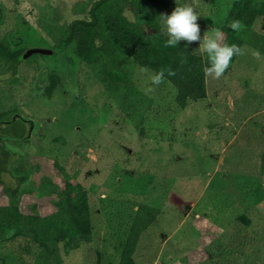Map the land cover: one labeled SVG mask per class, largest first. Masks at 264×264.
Instances as JSON below:
<instances>
[{
    "label": "rangeland",
    "instance_id": "obj_1",
    "mask_svg": "<svg viewBox=\"0 0 264 264\" xmlns=\"http://www.w3.org/2000/svg\"><path fill=\"white\" fill-rule=\"evenodd\" d=\"M77 1L0 0V42L12 50L55 51L40 24L70 20ZM168 1L166 7L152 1L143 5L169 14L176 6L192 5L201 35L220 30L234 2ZM124 16L135 20L130 8ZM161 28L165 31L162 23ZM253 29L264 36V19ZM180 43L205 54L198 44ZM106 44L95 41L93 65L68 50L57 51L20 63L14 80L0 82V128L19 118L27 131L23 140H0V149L10 150L6 169L27 158L33 169L20 180L9 171L2 174L0 205L9 203L3 190L9 187L21 213L36 203L50 215L52 208L45 205L50 199L23 191H36L38 178L49 175L46 166L55 161L82 187L75 197L89 207L92 246L101 264L119 263L118 240L127 234L139 204L158 214L137 243L136 264H264V53L244 46L227 75H206V99L189 101L180 110L168 84L153 85L152 73L129 60L119 59L114 71L125 73L127 82L108 81ZM52 73L61 83L48 99L42 91ZM0 157L7 156L1 152ZM239 216L247 217L248 227ZM76 231L73 225L71 233ZM82 257L81 249L66 250L57 242L47 251L28 249L27 255L19 254L16 242H0L3 264H91Z\"/></svg>",
    "mask_w": 264,
    "mask_h": 264
},
{
    "label": "trees",
    "instance_id": "obj_2",
    "mask_svg": "<svg viewBox=\"0 0 264 264\" xmlns=\"http://www.w3.org/2000/svg\"><path fill=\"white\" fill-rule=\"evenodd\" d=\"M143 1H152L166 7L168 0H141L138 4L135 0H79L73 7V16L70 20L59 24L54 21L46 24L43 20L41 29L46 37L53 42L55 51L68 50L75 59L85 65H93L98 61L95 56V41H106L105 54L108 61L104 62L103 75L110 82L126 83L127 76L119 70L114 71L123 58L133 62L138 68H147L152 74L160 69L165 70L164 83L174 91L173 102L176 108L183 110L189 101L206 99L204 68L208 66V56L179 43L175 48L164 46L168 39L167 33L161 28L159 15L162 11L144 8ZM130 8L135 20L129 22L124 16V10ZM141 9V10H140ZM259 19H264V2L257 3L253 0H234L226 14L220 31L224 33V42L253 48L264 53V36L258 35L253 25ZM239 20L241 29L234 31L228 27L230 21ZM13 43V41H11ZM263 42V43H262ZM24 50L13 49L0 42V71L5 73L12 67L14 60ZM57 52V53H58ZM183 52L187 56V63H180L179 54ZM34 54L22 62H36ZM36 56V57H35ZM44 56V55H42ZM238 55L232 58L230 66L234 64ZM21 62V63H22ZM6 65V69L1 67ZM222 76L227 75L230 70ZM168 70L175 72V76H169ZM3 74V73H1ZM16 75V74H15ZM14 80L10 78L5 84ZM60 78L53 73L49 75L47 83L42 91V96L50 98L60 86ZM4 82V81H3ZM190 98V99H189ZM4 115V114H3ZM0 115V118L3 117ZM27 137V131L21 119H15L5 128H0V140L2 138L23 140ZM64 143V140L57 138ZM7 157H0V185L4 184L2 174L8 172L14 177L24 178L33 170L30 162L21 166H15L13 170L6 169L10 150L2 146ZM261 171L264 172V154L261 157ZM50 174L41 175L36 184V191H23L33 193L39 198H46V206L52 208L50 215H44L38 204L30 206L27 213H21L17 202L14 200L16 193L12 188L4 187V192L10 198L6 206L0 205V242L9 244L18 243L19 254H28V249L48 250V244L52 242L62 243L69 250L83 251V260L91 264H101V254L92 246V220L88 205L83 204L76 194L82 187L71 182L70 176L55 161L46 166ZM12 168V165H11ZM40 171L36 167L34 173ZM55 172L58 183L52 178ZM158 212L146 205H137L130 217L128 232L122 240H118L117 250L120 255L118 264H136L133 260L137 243L141 234L147 231L155 222ZM244 226H249L250 221L245 216L237 217ZM73 225L77 231L71 233ZM232 240L229 245H235ZM93 256L95 260H92ZM0 264H3L0 262Z\"/></svg>",
    "mask_w": 264,
    "mask_h": 264
},
{
    "label": "clouds",
    "instance_id": "obj_3",
    "mask_svg": "<svg viewBox=\"0 0 264 264\" xmlns=\"http://www.w3.org/2000/svg\"><path fill=\"white\" fill-rule=\"evenodd\" d=\"M160 22L164 26L168 39L164 46L175 48L181 41H186L188 45L198 44L208 56V66L204 68L207 76L220 78L229 68L232 58L242 54V48L236 44H227L224 42V33L219 29H211V34L203 32L201 35V26L198 23L199 16L194 7L190 4L176 6L171 13H161ZM228 27L234 31L241 29L239 20L230 21ZM259 55L258 53L256 54ZM180 63H187V56L181 52ZM141 71L147 72L149 69L141 68ZM169 76H175L176 73L168 70ZM165 70L160 69L151 76L153 85H160L164 82ZM152 89H148L151 91ZM190 99V98H189Z\"/></svg>",
    "mask_w": 264,
    "mask_h": 264
},
{
    "label": "water",
    "instance_id": "obj_4",
    "mask_svg": "<svg viewBox=\"0 0 264 264\" xmlns=\"http://www.w3.org/2000/svg\"><path fill=\"white\" fill-rule=\"evenodd\" d=\"M57 51H52V50H42V49H32V50H27L23 52L21 55H19L13 62L12 67L9 71L6 73L0 74V82L7 81L10 78H13L16 74L17 68L19 64L24 61L25 59L29 58L30 56L34 54H39V55H44V56H51L56 54Z\"/></svg>",
    "mask_w": 264,
    "mask_h": 264
}]
</instances>
